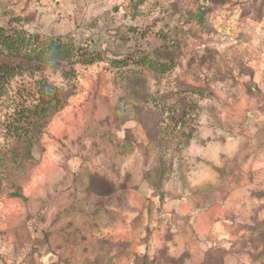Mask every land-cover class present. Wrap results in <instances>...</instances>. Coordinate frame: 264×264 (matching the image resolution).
Wrapping results in <instances>:
<instances>
[{
  "label": "rangeland",
  "instance_id": "374dc122",
  "mask_svg": "<svg viewBox=\"0 0 264 264\" xmlns=\"http://www.w3.org/2000/svg\"><path fill=\"white\" fill-rule=\"evenodd\" d=\"M136 2L0 0L1 27L16 18L103 57L23 67L4 87L3 151L14 147L4 124L35 81L66 103L31 160L0 168V264H264V0ZM157 48L174 60L159 78L135 64ZM136 78L162 116L134 99ZM183 97L195 109L180 128L170 118Z\"/></svg>",
  "mask_w": 264,
  "mask_h": 264
},
{
  "label": "trees",
  "instance_id": "16d2710c",
  "mask_svg": "<svg viewBox=\"0 0 264 264\" xmlns=\"http://www.w3.org/2000/svg\"><path fill=\"white\" fill-rule=\"evenodd\" d=\"M142 2L143 0H137L136 4L134 3V8ZM0 12L5 15L4 7L0 8ZM19 23V19L10 18L6 27L0 26V58L2 59L0 62V96L3 95L4 87L12 78L22 75L20 73L23 67H34L35 70L41 72L44 70L43 68L57 70L65 66L92 65L103 60L101 53L89 51L88 46L81 47L78 44H74L68 36L54 37L31 34L23 29ZM160 50L165 54L160 53ZM166 50L168 48L155 49L154 58L141 55L136 58L135 64L149 69L152 73H156L151 75L159 78L164 75L163 73L169 69V66L174 61L170 55H166L170 53L166 52ZM163 54L164 56L162 57ZM157 55H160L164 60H158ZM120 63L121 61L117 62L116 65L120 66ZM135 85H132L133 87L131 88L134 99L142 102L143 105H147L155 116H162L159 113H163L160 101L144 92L143 80L136 78ZM34 89V94L29 92L31 94L29 97L32 98L28 104L27 99L20 94L21 100L16 102L14 111L7 123L4 124L6 137L13 141L14 147L5 151L0 149V168H4L5 160L8 159V156L15 158V161L19 159L22 163L31 160L32 150L39 142L47 121L51 116L59 112L66 103V96L62 90L55 88L43 78L35 81ZM187 91L192 94L199 93L197 89L190 86H187L186 91L183 92L186 93ZM184 99L183 97L179 102L181 108H178L176 117L170 118L171 122L180 128L187 122L186 106L190 105L191 109H195L190 102L184 104ZM160 133V130L157 131L155 133V135H158L155 137L156 141L151 142L159 143L158 137ZM149 135L151 137V133ZM186 135V143H188L191 134L189 132ZM16 149L19 151L15 154ZM154 172L158 179L164 174L162 168L154 169ZM147 180L149 182L153 181L149 177H147ZM13 197L22 198L23 196L19 191H15ZM141 264H147V261H142Z\"/></svg>",
  "mask_w": 264,
  "mask_h": 264
}]
</instances>
